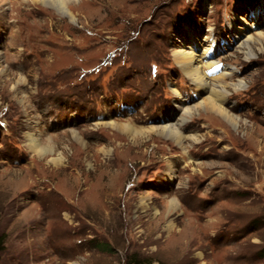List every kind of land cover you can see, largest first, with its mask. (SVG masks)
<instances>
[{"label":"rangeland","instance_id":"rangeland-1","mask_svg":"<svg viewBox=\"0 0 264 264\" xmlns=\"http://www.w3.org/2000/svg\"><path fill=\"white\" fill-rule=\"evenodd\" d=\"M68 8L74 19L42 1L0 0V264H264V41L250 57L237 47L241 31L264 32V0ZM208 42L226 80L244 81L224 101L236 125L199 108L179 147L102 123L180 118L172 87L181 104L199 98L173 49L201 53ZM60 153L56 167L49 158ZM114 171L119 191L97 207L96 188L106 192Z\"/></svg>","mask_w":264,"mask_h":264},{"label":"bare ground","instance_id":"bare-ground-1","mask_svg":"<svg viewBox=\"0 0 264 264\" xmlns=\"http://www.w3.org/2000/svg\"><path fill=\"white\" fill-rule=\"evenodd\" d=\"M35 1H42L44 3H48L49 5H53L55 8H57L63 15L67 14L70 16L71 19L75 18V15L70 11L68 8V5L70 3H73V1L77 0H35ZM232 28V26H230ZM238 32V31H237ZM237 32H235L234 37H237ZM239 33V32H238ZM241 34H244L243 37L237 38V43L239 49L241 48L244 53L246 54V57H250L253 54H255L254 46L264 41V32L259 31L256 35L254 34H247L243 33L241 31ZM240 36V35H239ZM214 40V39H213ZM210 40V41H213ZM211 42H208V44L202 49L201 53H198L195 51L194 48H192L190 45L184 46L183 44L178 45V47H175L173 49L174 57L176 63L179 65L180 69L183 70L186 74V76L193 82L195 86V91H197V95L199 98L198 104H181V98L177 95H181V93L175 88L172 87L174 92H176L175 96L179 98V100L176 102L177 107L179 108L180 118H176V120L169 121V122H163L161 125H150V126H144L141 128L136 127L134 124L130 122L126 123H117L113 121L108 122H102L103 124H106L110 128H118V130L123 131L125 133H130L132 135L131 139L133 142L139 141L142 137H145L146 140L144 142L148 141H155V137L161 138L163 136H168L172 138L175 141V144H177L179 147H183V143L185 138L187 136L182 131L183 125H185V120H187L188 117H192V113L199 108H202V110L205 111L207 114H218L223 119L233 123V125H236L237 118H234L227 108L224 106L225 97L227 94V87H231L232 89H240L244 86V81L239 79L238 81H228L225 77H228L231 79V71L227 70L226 67L220 68L215 65L217 61L211 59V56H208V50L211 46ZM260 48V46L258 47ZM233 71V70H232ZM233 76V74H232ZM203 92H210V94L203 96V98L200 99V94ZM173 113V112H172ZM175 113V112H174ZM200 115V113H199ZM171 118V117H170ZM188 121V120H187ZM36 123V122H35ZM75 133V132H74ZM78 133V132H77ZM76 133V134H77ZM78 138V136L76 135ZM75 137V138H76ZM190 137V136H189ZM50 138V137H49ZM80 138V137H79ZM198 136H191V140L198 141ZM29 139L31 141V144L33 147H36V151L42 156L44 154H52V149L47 148L44 146H38V141L34 139L33 135H29ZM42 139V138H41ZM48 139V138H47ZM41 143V142H40ZM158 149H160L159 146H157ZM108 151V150H107ZM184 155H187L186 157H189L190 155L187 154L188 151H184ZM183 157V156H182ZM63 155L60 153L59 157H50L49 161L53 163L54 166L60 167L63 163ZM179 159L167 161V166L170 168L167 172V178L169 180H172L176 176V168L174 167L176 161ZM128 162V161H127ZM190 163V160L188 161ZM64 165V164H63ZM189 165V164H188ZM186 165V167L188 166ZM185 167V166H184ZM116 172L114 171L111 176L110 180L107 182V191L105 192L104 189L97 187L96 192L100 194L99 196H103L104 198L101 200H96L93 203L97 207H106L107 197L109 195L114 196L117 194V191H119V188L115 185L116 179ZM118 178V177H117ZM66 185V184H65ZM62 188V187H61ZM100 188V190H98ZM59 190V189H58ZM65 192V190H64ZM68 193V191H66ZM146 196H140L138 199L137 204L143 207H147L149 205V202L145 200ZM166 201V203L171 207L175 208L179 204L178 198H166L163 199ZM110 204V203H109ZM157 213H161L160 211ZM66 216L69 217V214L65 212ZM171 227V225H169Z\"/></svg>","mask_w":264,"mask_h":264},{"label":"trees","instance_id":"trees-1","mask_svg":"<svg viewBox=\"0 0 264 264\" xmlns=\"http://www.w3.org/2000/svg\"><path fill=\"white\" fill-rule=\"evenodd\" d=\"M3 243H4V238L2 235H0V251L2 250L3 248ZM132 264H144V263H141L140 261H135L133 262Z\"/></svg>","mask_w":264,"mask_h":264}]
</instances>
